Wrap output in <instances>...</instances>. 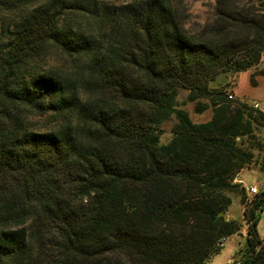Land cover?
<instances>
[{"label": "trees", "instance_id": "obj_1", "mask_svg": "<svg viewBox=\"0 0 264 264\" xmlns=\"http://www.w3.org/2000/svg\"><path fill=\"white\" fill-rule=\"evenodd\" d=\"M176 2L0 0V264H206L241 230L225 218L233 194L246 198L235 180L264 113L223 80L261 62L264 14L238 13V35L193 34ZM50 45L93 98L38 71ZM182 91L208 122L192 121ZM30 110L58 127L34 131ZM246 205L240 264H264V190Z\"/></svg>", "mask_w": 264, "mask_h": 264}, {"label": "rangeland", "instance_id": "obj_2", "mask_svg": "<svg viewBox=\"0 0 264 264\" xmlns=\"http://www.w3.org/2000/svg\"><path fill=\"white\" fill-rule=\"evenodd\" d=\"M103 3H107L113 6H122L127 3L133 2V0H98ZM218 1L221 2L218 4ZM177 11L181 21L185 24L186 29L190 33H208V35L216 34L220 29L226 28L228 33L232 35H238L243 30L240 22L235 20L238 13H261L264 14V0H177L176 2ZM220 8H223V12L230 17L227 22H223V26H219L221 15L219 14ZM84 22V19H82ZM7 37L5 38V42ZM75 59L73 57H68L66 54L61 53L56 50L54 46H47L44 49L43 61L40 62L38 66V71L41 74L55 73L60 75L63 78H73L76 82L77 91L80 94V97L83 100L93 98L92 94L87 92L83 85L78 80V69L75 66ZM87 76V73H86ZM232 76H228L223 80L226 85V93L228 95H233L231 92V86L233 81ZM187 92L182 91L179 95L180 106H182L186 112L189 114L190 118L195 123L208 122L211 117V111H207L203 114H196L194 112V106L192 103L187 102ZM237 99L234 98L233 101ZM255 110H259L258 107H255V103L248 104ZM26 123L34 131L47 132L54 130L58 127L57 118L54 115V112L49 111L46 114H38L35 111H27ZM175 121L165 122L163 124V134H162V143H168L172 140L171 128ZM262 126V125H261ZM257 142H260L261 147L256 149L255 152V161L251 164L250 167H258L260 171L264 170V126L260 127L257 131ZM247 170V168L245 169ZM244 170V171H245ZM239 176V175H238ZM237 182V179L235 180ZM240 183V182H239ZM246 188V187H245ZM258 190L261 192L264 190V186L258 185ZM255 195H249L246 188V198L244 199L241 193H235L232 195V205L230 206L227 216V220H232L238 222L240 225V231L234 235L238 239V246L235 252V255L232 257V260L229 264H240V257L246 246V238L248 235L249 223L245 217V212L248 208L246 204L253 200ZM225 218V219H226ZM257 229L262 236L263 234V244H264V211L261 214L260 219H258ZM233 237V236H232ZM229 239V238H228ZM227 239V240H228ZM226 240V241H227ZM227 248L229 249L233 244L232 241H227ZM223 251V250H222ZM221 254V253H218ZM217 254V255H218ZM215 255V256H217ZM213 256V257H215ZM212 257V258H213ZM211 258V259H212ZM210 259V260H211ZM210 260L206 263L208 264Z\"/></svg>", "mask_w": 264, "mask_h": 264}, {"label": "crops", "instance_id": "obj_3", "mask_svg": "<svg viewBox=\"0 0 264 264\" xmlns=\"http://www.w3.org/2000/svg\"><path fill=\"white\" fill-rule=\"evenodd\" d=\"M255 75L256 85L252 84V76ZM231 92L233 97L246 104L255 103L258 109L264 113V56H262L259 65L246 72H240L233 77ZM244 187L264 186V170L260 171L258 167H248L247 170L241 172L237 177ZM263 237V234L262 236ZM227 241H232V246L227 247ZM225 242L221 254L213 257L208 264H229L235 255L238 239L236 236L230 237Z\"/></svg>", "mask_w": 264, "mask_h": 264}, {"label": "built area", "instance_id": "obj_4", "mask_svg": "<svg viewBox=\"0 0 264 264\" xmlns=\"http://www.w3.org/2000/svg\"><path fill=\"white\" fill-rule=\"evenodd\" d=\"M229 99L233 100L234 99L233 95H229ZM255 107H258V105H255ZM247 192L249 193V195H256L259 192V190L257 186H250L247 188ZM223 245L225 244L223 243Z\"/></svg>", "mask_w": 264, "mask_h": 264}, {"label": "water", "instance_id": "obj_5", "mask_svg": "<svg viewBox=\"0 0 264 264\" xmlns=\"http://www.w3.org/2000/svg\"><path fill=\"white\" fill-rule=\"evenodd\" d=\"M226 219H228V217Z\"/></svg>", "mask_w": 264, "mask_h": 264}]
</instances>
